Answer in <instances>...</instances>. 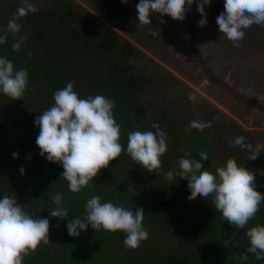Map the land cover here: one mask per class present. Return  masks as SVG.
<instances>
[{
	"label": "trees",
	"instance_id": "16d2710c",
	"mask_svg": "<svg viewBox=\"0 0 264 264\" xmlns=\"http://www.w3.org/2000/svg\"><path fill=\"white\" fill-rule=\"evenodd\" d=\"M94 3L110 15L123 12L122 0ZM54 4L46 12L37 8L19 18L21 32L28 36L19 51H13L9 44L13 42L11 34L6 45H0L2 55L12 59L14 67H24L29 73L24 97L12 100L0 94V194H16L26 211L50 220L49 243L29 251L23 264H204L235 230L209 264H264L255 261L252 253L247 261L234 259L247 250V228L264 223V205L243 229H237L223 220L211 197L207 200L198 193L186 194L182 174L168 182L163 172H148L133 161L123 147L120 156L102 167L87 186L79 192L68 190L67 181L60 177L62 167L40 155L34 118L54 102L53 91L69 80L81 96L100 93L115 100L114 116L121 124L122 145L127 143L129 130L149 129L152 121H159L170 138L161 157L164 170L175 165L177 151L181 144L190 142L186 138L192 137L193 131H186L171 111L145 97V83L150 79L131 59L136 56L132 42L121 39L117 30L94 13L82 7L75 10L73 5L79 4L74 0H55ZM15 11L12 7L1 13L0 25H6ZM13 151L19 153L17 158L12 157ZM29 154L31 159L26 158ZM21 165L26 169L23 175ZM257 190L264 193V187L257 185ZM55 191L64 194L70 217L49 215L47 208L54 206L49 193ZM93 194L132 209L143 207L142 223L148 238L138 247L128 248L122 230L89 227L79 236H70L66 222L83 213L86 199Z\"/></svg>",
	"mask_w": 264,
	"mask_h": 264
},
{
	"label": "clouds",
	"instance_id": "9594fccd",
	"mask_svg": "<svg viewBox=\"0 0 264 264\" xmlns=\"http://www.w3.org/2000/svg\"><path fill=\"white\" fill-rule=\"evenodd\" d=\"M122 3H128V0H122ZM194 3L200 13L196 25L203 27L207 19L205 6L210 4V0H138L135 4L137 24H152L151 17L156 13L184 20ZM36 11L31 0H22L6 25H0V45L5 44L11 34V48L19 51L28 38L26 32H21L19 18ZM213 17L233 47L239 48L246 29L254 24L264 25V0H221ZM149 31L152 36L159 35L157 27ZM28 87V70L14 67L12 59L0 55V94L15 100L24 97ZM52 98L54 102L34 118V124L39 128L35 143L41 156L62 167L60 177L67 181L69 191L79 192L87 186L102 167L120 156L123 147L133 161L148 172H163L168 182L173 181L176 174H182L187 185L186 194L198 193L207 200L211 197V204L223 220L238 229H243L264 205V193L257 190L253 171L234 157H228L213 171L204 166L208 159L205 146H197L193 151L188 144H181L175 165L164 170L161 157L167 151L170 138L159 121H152L149 129L129 130L127 143L122 145L121 124L114 116V99L100 93L81 96L74 90V81L71 80L62 88L55 89ZM209 119L207 115L187 116V121L196 125ZM228 144L239 146L252 160L264 152V146L259 143L253 146L243 135L229 138ZM11 155L17 158L19 153L13 151ZM26 158L31 159V155ZM19 172L25 174L23 165ZM49 199L54 205L47 208L51 217H70L62 192L49 193ZM24 205L18 202L16 194H0V264H23L29 251L50 241L49 217L36 216L26 211ZM144 212L143 207L132 209L124 203H114L93 194L86 199L83 213L71 216L65 227L70 236H79L89 227L96 231L122 230L125 233L124 246L136 248L148 238V230L142 223ZM245 235L249 242L247 250L234 259L247 261L248 253H252L255 261L264 262V223L248 227Z\"/></svg>",
	"mask_w": 264,
	"mask_h": 264
},
{
	"label": "rangeland",
	"instance_id": "374dc122",
	"mask_svg": "<svg viewBox=\"0 0 264 264\" xmlns=\"http://www.w3.org/2000/svg\"><path fill=\"white\" fill-rule=\"evenodd\" d=\"M74 1L79 4L73 5L75 10L82 7L94 13L100 20L117 30L121 39L133 43L136 56L131 59L150 79L145 83V97L153 104L164 106L171 111V115L187 127L186 131H193V136L186 138V142L190 141L188 146L193 151L197 146L207 148L208 159L205 160L204 166L214 171L228 157H234L238 162L245 163V166L253 171L257 185L264 187V152L252 160L247 158L248 153L239 146L228 144L229 138L236 135H243L253 146L261 144L256 141L257 130L260 131L257 132L259 138L264 142L261 136H264V115L257 113L259 118L250 120L246 112L254 106H246L244 111L240 102L202 72L189 43L187 24L190 11L184 20L156 13L151 17L152 24H137L135 4L138 0L123 3V12L117 15H110L106 8L97 7L94 0ZM21 2L22 0H0V14L8 12L12 7L17 9ZM31 2L43 12L55 6V0ZM220 2L221 0H210V4L205 6V25H196L199 49L218 76L227 80L237 90L245 92L244 94L264 100V97L260 98L261 95L264 96V25L254 24L246 29L241 47H233L230 38L215 24L213 12ZM199 18L200 13L196 10L195 24ZM154 27L159 29L158 36H152L149 31ZM3 51L0 47V55ZM189 114L207 115L210 119L196 125L187 121ZM178 149L176 147V150ZM236 232L237 230L204 264L212 262L215 254Z\"/></svg>",
	"mask_w": 264,
	"mask_h": 264
},
{
	"label": "water",
	"instance_id": "95a60500",
	"mask_svg": "<svg viewBox=\"0 0 264 264\" xmlns=\"http://www.w3.org/2000/svg\"><path fill=\"white\" fill-rule=\"evenodd\" d=\"M196 4L192 5L190 13L188 15V36L189 43L192 50L193 55L196 57L202 72L213 82L218 84V86L231 95L235 100L245 103L247 105H251L260 109H264V104L259 102L257 99L251 98L246 94H242L236 88H234L231 84L227 82V80L218 76L209 66L207 61L205 60L201 50L199 49L198 42L196 39Z\"/></svg>",
	"mask_w": 264,
	"mask_h": 264
},
{
	"label": "crops",
	"instance_id": "0c3cea01",
	"mask_svg": "<svg viewBox=\"0 0 264 264\" xmlns=\"http://www.w3.org/2000/svg\"><path fill=\"white\" fill-rule=\"evenodd\" d=\"M228 82V81H227ZM229 83V82H228ZM239 91V90H238ZM241 92V91H240ZM242 94H244L245 92H241ZM246 95H248V94H246ZM249 97H251V98H254V99H257L259 102H261V103H263L264 104V100H261V99H259V98H255V97H253V96H250V95H248ZM262 97H264V96H260V98H262ZM237 101V100H236ZM238 103H239V101H237ZM240 104H242V109L245 111L246 109H247V107H246V105L247 104H245V103H241L240 102ZM247 106H249V107H251V105H247ZM248 112H249V114H248ZM257 113H260L261 115H264V109H260V108H257V107H251V109L250 110H248L247 112H246V114L249 116V119L250 120H256V118H259V116H258V114ZM264 117V116H263ZM255 118V119H254ZM244 129V128H243ZM255 129H257V128H255ZM257 132L259 133L260 131H258L257 130ZM257 132H256V141H258V142H260L261 143V145L262 146H264V142L263 141H261V139L259 138V136H258V134H257ZM262 137H263V139H264V136L263 135H261ZM264 155V154H263Z\"/></svg>",
	"mask_w": 264,
	"mask_h": 264
},
{
	"label": "flooded vegetation",
	"instance_id": "af4514ba",
	"mask_svg": "<svg viewBox=\"0 0 264 264\" xmlns=\"http://www.w3.org/2000/svg\"><path fill=\"white\" fill-rule=\"evenodd\" d=\"M247 106V105H246Z\"/></svg>",
	"mask_w": 264,
	"mask_h": 264
}]
</instances>
